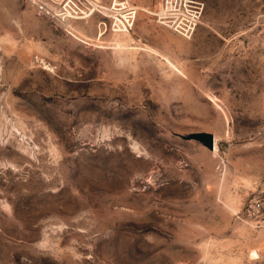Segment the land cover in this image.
I'll list each match as a JSON object with an SVG mask.
<instances>
[{
  "label": "rangeland",
  "instance_id": "obj_1",
  "mask_svg": "<svg viewBox=\"0 0 264 264\" xmlns=\"http://www.w3.org/2000/svg\"><path fill=\"white\" fill-rule=\"evenodd\" d=\"M129 1L100 37L0 0V264H264V0H202L191 39Z\"/></svg>",
  "mask_w": 264,
  "mask_h": 264
},
{
  "label": "built area",
  "instance_id": "obj_2",
  "mask_svg": "<svg viewBox=\"0 0 264 264\" xmlns=\"http://www.w3.org/2000/svg\"><path fill=\"white\" fill-rule=\"evenodd\" d=\"M205 3L202 0H163L153 10H146L155 21L185 38H192L201 23ZM140 8L129 0H60L57 9H44L60 26L100 16L98 36L105 33H131ZM242 218L249 224L264 225V194L249 199Z\"/></svg>",
  "mask_w": 264,
  "mask_h": 264
},
{
  "label": "water",
  "instance_id": "obj_3",
  "mask_svg": "<svg viewBox=\"0 0 264 264\" xmlns=\"http://www.w3.org/2000/svg\"><path fill=\"white\" fill-rule=\"evenodd\" d=\"M180 136L186 140H195L211 151L215 150L216 137L212 132L195 131L185 135L180 134Z\"/></svg>",
  "mask_w": 264,
  "mask_h": 264
},
{
  "label": "bare ground",
  "instance_id": "obj_4",
  "mask_svg": "<svg viewBox=\"0 0 264 264\" xmlns=\"http://www.w3.org/2000/svg\"><path fill=\"white\" fill-rule=\"evenodd\" d=\"M115 34H125V33H115ZM188 39V38H187ZM189 39H191V38H189Z\"/></svg>",
  "mask_w": 264,
  "mask_h": 264
}]
</instances>
